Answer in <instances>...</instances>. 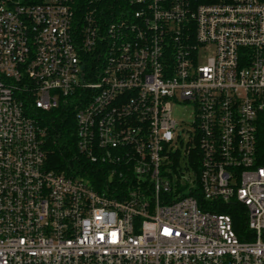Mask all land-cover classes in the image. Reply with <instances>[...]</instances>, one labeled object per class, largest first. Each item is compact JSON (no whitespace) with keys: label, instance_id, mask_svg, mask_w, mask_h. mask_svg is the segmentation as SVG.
<instances>
[{"label":"built area","instance_id":"obj_1","mask_svg":"<svg viewBox=\"0 0 264 264\" xmlns=\"http://www.w3.org/2000/svg\"><path fill=\"white\" fill-rule=\"evenodd\" d=\"M0 264H264V0H0Z\"/></svg>","mask_w":264,"mask_h":264},{"label":"trees","instance_id":"obj_2","mask_svg":"<svg viewBox=\"0 0 264 264\" xmlns=\"http://www.w3.org/2000/svg\"><path fill=\"white\" fill-rule=\"evenodd\" d=\"M42 127L46 129L44 150L47 155L46 167L68 176L77 175L80 171L95 173L102 165L92 164L83 158L76 147V111L72 105H61L49 112L37 111ZM106 175V167H103ZM102 179V178H101ZM93 182V181H92ZM215 209V208H214ZM219 213L230 215L237 235L243 239L248 231V215L246 208L239 203L218 208Z\"/></svg>","mask_w":264,"mask_h":264},{"label":"rangeland","instance_id":"obj_3","mask_svg":"<svg viewBox=\"0 0 264 264\" xmlns=\"http://www.w3.org/2000/svg\"><path fill=\"white\" fill-rule=\"evenodd\" d=\"M191 111L190 108H185L183 106H175L173 110V118L177 120L180 124H187L190 122ZM183 172L186 174V167L182 163Z\"/></svg>","mask_w":264,"mask_h":264}]
</instances>
